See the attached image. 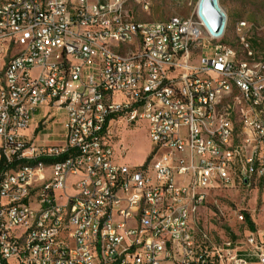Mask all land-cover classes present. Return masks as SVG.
Here are the masks:
<instances>
[{"label": "built area", "instance_id": "built-area-1", "mask_svg": "<svg viewBox=\"0 0 264 264\" xmlns=\"http://www.w3.org/2000/svg\"><path fill=\"white\" fill-rule=\"evenodd\" d=\"M131 6L0 0V264H226L194 220L238 167L264 179V79L224 29L198 34L200 9L140 22ZM55 113L63 133L41 135ZM121 123L147 124L143 166L117 161Z\"/></svg>", "mask_w": 264, "mask_h": 264}, {"label": "rangeland", "instance_id": "rangeland-1", "mask_svg": "<svg viewBox=\"0 0 264 264\" xmlns=\"http://www.w3.org/2000/svg\"><path fill=\"white\" fill-rule=\"evenodd\" d=\"M149 1L150 10L144 11L142 6L132 0L131 14L137 21L189 18L199 3V0ZM219 5L227 18L225 41L235 47L238 59L244 60L245 46L241 43V38H244L245 44L248 43L249 50L253 53V59L262 63L260 75H264V0H219ZM241 23L245 26L239 30ZM39 114L42 115L40 112ZM55 115V122L49 123L41 135L63 133V115ZM115 136L117 161L130 167L143 166L152 149L147 124L127 128L121 123L115 128ZM241 139L243 136H240ZM236 171L232 187H219L209 192L206 203L195 216L194 226L200 239L205 235L208 252L220 254L226 264H251L236 261L239 253H244L247 259H258L255 255L258 252L264 253V179L255 178L250 184H246L239 178L241 167ZM244 213L250 215L255 232L246 224ZM251 239L255 240L254 245L249 243ZM256 264H261L259 259Z\"/></svg>", "mask_w": 264, "mask_h": 264}, {"label": "bare ground", "instance_id": "bare-ground-1", "mask_svg": "<svg viewBox=\"0 0 264 264\" xmlns=\"http://www.w3.org/2000/svg\"><path fill=\"white\" fill-rule=\"evenodd\" d=\"M131 2H132V0H127V4H131ZM104 3H113V0H104ZM199 3H200V0H199ZM199 3L197 5V10L199 9ZM149 5H151L150 1H149ZM218 7L222 11V9L219 5V0H218ZM142 8L144 11H147L146 6H142ZM192 15H195V11L192 13ZM111 18H114V10H106L105 12L101 13V16L99 17V24L109 25V19H111ZM172 19H185V18L177 17V18H172ZM201 22H202L203 26H198V34H206V30H211V33H214L212 31L211 27L206 23L202 14H201ZM244 26H245V24L242 23V28ZM226 27L227 26L224 27V37H226ZM126 34H127V37H134L135 36V27L134 26H126ZM246 41H247V39H246ZM241 43L244 44V46H245L244 53H245L246 57L244 60H239L238 59L239 55H238V52L236 51V67H237V69L239 70V72H254V79H264V75H260L261 69L263 67L262 63L256 62L253 59V53L249 50L250 47H248V45H247L248 43L245 44V41H241ZM233 48H235V47H233ZM248 53H250V55H248Z\"/></svg>", "mask_w": 264, "mask_h": 264}, {"label": "water", "instance_id": "water-1", "mask_svg": "<svg viewBox=\"0 0 264 264\" xmlns=\"http://www.w3.org/2000/svg\"><path fill=\"white\" fill-rule=\"evenodd\" d=\"M199 9L212 31L221 34L226 24V16L219 9L218 0H200Z\"/></svg>", "mask_w": 264, "mask_h": 264}, {"label": "trees", "instance_id": "trees-1", "mask_svg": "<svg viewBox=\"0 0 264 264\" xmlns=\"http://www.w3.org/2000/svg\"><path fill=\"white\" fill-rule=\"evenodd\" d=\"M244 220H245L246 224L248 225L249 229L252 232H255V225H254V223H253V221H252V219H251L249 214L244 213ZM238 258L242 259V260H244V261H246L248 263H256V262H258V259H256V258H252V259L248 258L247 259L246 255L244 253H239Z\"/></svg>", "mask_w": 264, "mask_h": 264}, {"label": "crops", "instance_id": "crops-1", "mask_svg": "<svg viewBox=\"0 0 264 264\" xmlns=\"http://www.w3.org/2000/svg\"><path fill=\"white\" fill-rule=\"evenodd\" d=\"M256 263H258V262H256ZM256 263H251V264H256Z\"/></svg>", "mask_w": 264, "mask_h": 264}]
</instances>
